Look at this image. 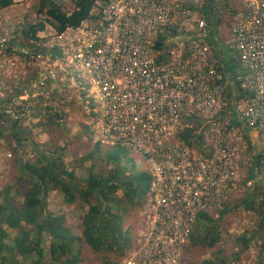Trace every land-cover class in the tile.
<instances>
[{
    "label": "built area",
    "instance_id": "1",
    "mask_svg": "<svg viewBox=\"0 0 264 264\" xmlns=\"http://www.w3.org/2000/svg\"><path fill=\"white\" fill-rule=\"evenodd\" d=\"M211 1L96 0L78 25L37 31L31 46L22 19L12 24L0 9L1 77L27 82L16 95L0 93V119L59 116L63 90L79 89L94 142L125 148L150 176L133 251L114 264H182L199 215L216 218L231 205L247 144L230 109L241 125L264 126V0H235L225 37L208 23ZM212 27L217 47L236 59L231 83ZM25 62L35 70L29 79ZM257 165L264 175V156Z\"/></svg>",
    "mask_w": 264,
    "mask_h": 264
},
{
    "label": "trees",
    "instance_id": "2",
    "mask_svg": "<svg viewBox=\"0 0 264 264\" xmlns=\"http://www.w3.org/2000/svg\"><path fill=\"white\" fill-rule=\"evenodd\" d=\"M95 1L74 0L73 10L64 12L57 5L56 0H41L38 10L41 11L47 7L46 14L51 25L60 32L66 26H76L86 19ZM11 2L12 0H0V7L8 6ZM213 3L212 0L206 9L207 20L211 26H213L214 16ZM43 28L44 23L41 21L27 26L24 30V40L27 45H32L36 32ZM213 32L212 27L210 39L217 47L218 42ZM56 54L57 50L54 49L51 55ZM216 56L224 63L226 73L223 79L231 83L235 57L228 55L220 47H217ZM230 87L231 93L236 95V84L233 83ZM230 111L232 123L240 126L248 139L247 132L250 128L241 125L233 108ZM55 119L56 117L49 118L47 122L54 123ZM12 125V136L17 137V142L27 140L33 143V138L29 136V130L26 127L15 122H12ZM184 134L187 137L189 130H186ZM35 152L38 155L36 161H18L20 176L26 178L28 185L22 203L13 201V197L9 196L11 186H7L1 196L0 264H21L23 260L29 258H34L32 264H78L82 260L84 249L92 250L94 253L113 252L120 256L132 243L130 240L133 239V232L131 225L128 224L131 221L128 214L131 209L142 205L149 187V174L136 168L131 162L128 167L121 165V160L127 159L128 152L120 146L102 148L99 143L92 145L87 156L94 153L102 156L105 168L96 171L91 164L82 181L75 177L74 172L66 169L61 149L45 151L35 148ZM258 158L256 153L253 166L259 162ZM54 189L63 193L64 202L67 204L76 203L81 199L88 204L82 217L80 235L73 233L64 223L62 215L43 212L44 197ZM199 220L204 222V228L197 234L191 235L192 244L213 245L218 239V232L215 230L216 221L205 213L199 215ZM4 225L17 231L11 244L7 242L9 235L3 228ZM259 232L264 234V215L261 216L257 231L249 233L247 238L243 237L242 247L245 248L252 237ZM43 236L49 238L46 249L43 248ZM221 252H218L214 259H204L196 264H225L226 257ZM103 262L113 264L115 261H108L104 257Z\"/></svg>",
    "mask_w": 264,
    "mask_h": 264
},
{
    "label": "rangeland",
    "instance_id": "3",
    "mask_svg": "<svg viewBox=\"0 0 264 264\" xmlns=\"http://www.w3.org/2000/svg\"><path fill=\"white\" fill-rule=\"evenodd\" d=\"M229 1H217L215 12L217 22L214 26L217 36L225 37L229 22L237 16L238 5L236 1L232 0V3ZM40 3L41 0H14L10 8L0 9L4 19H10L12 24L19 25V18H21L24 30L27 26L34 25L39 21L43 22L44 29L38 33L47 35L54 27L46 14L47 7H44L41 11L38 10ZM56 3L64 12H71L74 8V0H56ZM11 56L14 57L15 55ZM18 64L20 67L23 66L20 63ZM27 64L25 62V66L29 68L27 75V79H29L31 75L35 74V70L30 63ZM15 80V78L1 77L0 93L11 97L27 85L26 80L24 83H16ZM79 95V89L77 91L75 88L66 87L63 90V101L59 103L62 112L59 116L55 115L54 123L47 122L49 118H53L52 115L47 118L42 117V119L34 118L36 119L35 122L28 121V123H24L23 121L22 126L29 130V136L33 138V143L27 140L17 142V137L12 136V122L0 119V201L4 189L11 186L9 196L13 197V201L19 204L22 203L28 185L26 178L20 176L18 161H36L38 155H36L35 148L45 151L61 149L62 160L66 165V169L74 172L75 177L81 181L85 179L91 164L94 165L96 171L105 168L102 156L96 153L87 156L95 142L87 124L88 119H90L87 114L88 107L79 100ZM30 115L35 116L34 114ZM247 136L248 139L245 136L243 137L247 147L239 152L241 162L237 170L238 180L236 186L231 191V205L220 212L216 218H213L216 221L215 230L218 232V239L211 246H200L199 244H192L190 235L188 242L185 243L181 251L182 264H196L204 259H214L220 251L226 257L225 264H262L264 259L263 232L254 235L245 248L242 247V241L243 237L247 238L249 233L257 231L261 216L264 215V175L259 172L258 163L252 165L256 153H258V159L264 156V126L250 129ZM100 147L102 146L100 145ZM129 162L135 165V160L130 153L127 154V159L121 160V165L128 167ZM44 203V213L62 215L64 223L74 234L80 235L82 217L88 206L84 200L81 199L76 203L67 204L64 202L63 193L54 189L45 195ZM140 207L131 209L128 214L131 218L128 224L131 225L132 232L136 227L134 219L138 215L137 212ZM3 228L8 232L9 239L7 242L11 244L17 231L5 225ZM203 228L204 222L197 221L192 235L197 234ZM134 236L135 234H133V239L130 240L132 241L131 245L120 256L113 252H108V254L94 253L92 250L84 249L83 256H81L82 260L78 264H105L103 262L104 257L108 261L114 260V263H116L123 255L125 256L126 252L134 248ZM42 238L43 248L46 249L49 238L47 236ZM33 261L34 258H29L23 260L21 264H32Z\"/></svg>",
    "mask_w": 264,
    "mask_h": 264
},
{
    "label": "crops",
    "instance_id": "4",
    "mask_svg": "<svg viewBox=\"0 0 264 264\" xmlns=\"http://www.w3.org/2000/svg\"><path fill=\"white\" fill-rule=\"evenodd\" d=\"M219 1V0H218ZM13 3H14V0H12V2H11V4H9L8 6H5V7H2V10H4V9H7V8H10L12 5H13ZM216 9H217V1L215 2V8H214V12H213V14H214V16H213V27L216 25V22H217V19H215V12H216ZM214 33H215V31H214ZM96 143V142H95ZM103 147V146H102ZM104 148V147H103ZM106 148V147H105Z\"/></svg>",
    "mask_w": 264,
    "mask_h": 264
}]
</instances>
